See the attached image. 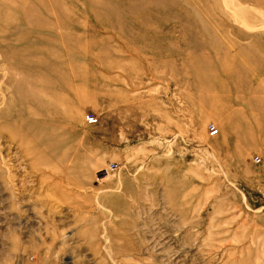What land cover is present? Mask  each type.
Instances as JSON below:
<instances>
[{
    "label": "rangeland",
    "instance_id": "obj_1",
    "mask_svg": "<svg viewBox=\"0 0 264 264\" xmlns=\"http://www.w3.org/2000/svg\"><path fill=\"white\" fill-rule=\"evenodd\" d=\"M0 264H264V0H0Z\"/></svg>",
    "mask_w": 264,
    "mask_h": 264
},
{
    "label": "built area",
    "instance_id": "obj_2",
    "mask_svg": "<svg viewBox=\"0 0 264 264\" xmlns=\"http://www.w3.org/2000/svg\"><path fill=\"white\" fill-rule=\"evenodd\" d=\"M83 119L86 121V122H89V123H92V122H95L96 121V117L92 114V113H84L83 115ZM207 132L209 135L213 134L216 132V127L214 124L210 123L208 126H207ZM253 160L254 161H258L259 160V157L258 156H254L253 157Z\"/></svg>",
    "mask_w": 264,
    "mask_h": 264
},
{
    "label": "bare ground",
    "instance_id": "obj_3",
    "mask_svg": "<svg viewBox=\"0 0 264 264\" xmlns=\"http://www.w3.org/2000/svg\"><path fill=\"white\" fill-rule=\"evenodd\" d=\"M213 124V123H212Z\"/></svg>",
    "mask_w": 264,
    "mask_h": 264
}]
</instances>
